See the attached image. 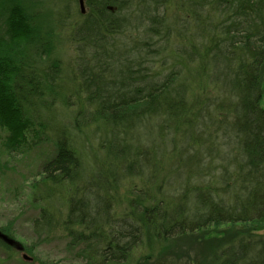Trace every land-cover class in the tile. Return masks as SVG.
<instances>
[{"label": "trees", "instance_id": "trees-1", "mask_svg": "<svg viewBox=\"0 0 264 264\" xmlns=\"http://www.w3.org/2000/svg\"><path fill=\"white\" fill-rule=\"evenodd\" d=\"M78 2L0 0L2 146H54L29 251L64 240L77 264H129L153 244L169 264L172 241L217 227L191 264H264V0Z\"/></svg>", "mask_w": 264, "mask_h": 264}, {"label": "rangeland", "instance_id": "rangeland-1", "mask_svg": "<svg viewBox=\"0 0 264 264\" xmlns=\"http://www.w3.org/2000/svg\"><path fill=\"white\" fill-rule=\"evenodd\" d=\"M77 6L80 8L79 2ZM73 54L72 45H68L65 48L67 65H70ZM73 78L75 77L73 76ZM70 101L73 104L71 110L67 108L61 115H58V118L63 119V122H66L70 113L79 111L78 106L74 104L76 99L70 96ZM211 130L215 132V129L212 128ZM207 134L209 135V131ZM6 137V131L0 127V228L12 224L13 236L11 238L20 243L25 251L16 250L13 254L10 251L5 253L0 249V261H5L3 264H51L60 262L62 264H77L73 255L68 252L64 240L44 244L33 251H29L30 245L36 242L31 227L34 211L27 205L31 192V182L40 172L44 162L54 155L52 153L54 146L28 141L19 149V153L9 154L2 146V143L6 141ZM91 139L90 146L95 148L97 143L92 136ZM87 147L85 146V149L89 153ZM137 179L135 178L132 183L128 182L121 185L119 191L121 198L119 203L116 202V212L120 216L130 213L124 196H128L131 191L136 193V189L142 190L143 185ZM222 231H224L222 228L214 227L180 236L172 241L167 254L161 256L168 260L169 264H191L192 261L195 263L204 262L213 251L212 249L216 248L215 244H205L204 236L210 233L218 236L223 233ZM159 254L160 250L153 247V244L149 247L144 245V247L138 248L132 253L129 264H150L159 259L157 258ZM24 255L28 257V260L24 259Z\"/></svg>", "mask_w": 264, "mask_h": 264}, {"label": "water", "instance_id": "water-1", "mask_svg": "<svg viewBox=\"0 0 264 264\" xmlns=\"http://www.w3.org/2000/svg\"><path fill=\"white\" fill-rule=\"evenodd\" d=\"M80 3V7H81V11L83 13H85V0H79ZM263 105H264V98H263ZM12 236L4 233L1 229H0V241H2L4 244H6L7 246L11 247L14 249V251H20V252H24L25 249L21 246L20 243H18L16 240H14L13 238H11ZM24 259L28 260V257L26 255H24Z\"/></svg>", "mask_w": 264, "mask_h": 264}, {"label": "bare ground", "instance_id": "bare-ground-1", "mask_svg": "<svg viewBox=\"0 0 264 264\" xmlns=\"http://www.w3.org/2000/svg\"><path fill=\"white\" fill-rule=\"evenodd\" d=\"M80 9H81V7H80ZM86 11H87V10H86V8H85V12H86ZM195 116L197 117V116H198V114L196 113V114H195ZM203 133H206V132H203ZM203 133H202V134H203Z\"/></svg>", "mask_w": 264, "mask_h": 264}]
</instances>
